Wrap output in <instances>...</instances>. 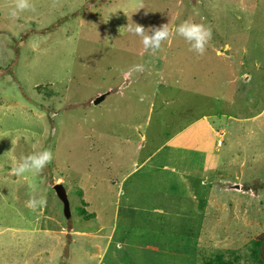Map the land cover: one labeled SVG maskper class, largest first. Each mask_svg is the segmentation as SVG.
I'll use <instances>...</instances> for the list:
<instances>
[{"label": "rangeland", "instance_id": "1", "mask_svg": "<svg viewBox=\"0 0 264 264\" xmlns=\"http://www.w3.org/2000/svg\"><path fill=\"white\" fill-rule=\"evenodd\" d=\"M16 2L0 0V264L248 257L264 232V0H30L13 18ZM185 21L212 29L203 55ZM135 23L172 35L147 54ZM44 148L38 175H11Z\"/></svg>", "mask_w": 264, "mask_h": 264}, {"label": "clouds", "instance_id": "2", "mask_svg": "<svg viewBox=\"0 0 264 264\" xmlns=\"http://www.w3.org/2000/svg\"><path fill=\"white\" fill-rule=\"evenodd\" d=\"M25 10H35L30 0H17L15 7L10 11L13 18H18L20 13ZM136 24V23H135ZM130 32L142 38V44L145 53L154 55L162 46V43L169 39L172 35L168 24L160 27L145 29L143 26L136 24L134 28H129ZM176 34L182 37L189 45L190 49L197 54L203 55L206 45L212 39V29L203 23L194 21H185L175 28ZM144 64H136L129 71L143 72ZM53 159L51 150L44 148L33 151L27 155L21 156L13 163L10 172L18 178H23L26 174L38 175ZM37 203L36 199H30L28 206L33 207Z\"/></svg>", "mask_w": 264, "mask_h": 264}, {"label": "trees", "instance_id": "3", "mask_svg": "<svg viewBox=\"0 0 264 264\" xmlns=\"http://www.w3.org/2000/svg\"><path fill=\"white\" fill-rule=\"evenodd\" d=\"M93 217H95V215ZM250 248L251 252L248 257H244L239 252H236L237 254L233 253L228 258L218 254L216 259L211 258L210 261L205 262V264H240L241 258L247 261L246 264H264V232L252 241Z\"/></svg>", "mask_w": 264, "mask_h": 264}, {"label": "water", "instance_id": "4", "mask_svg": "<svg viewBox=\"0 0 264 264\" xmlns=\"http://www.w3.org/2000/svg\"><path fill=\"white\" fill-rule=\"evenodd\" d=\"M105 98H106V94H102L101 96L95 99L94 104L97 105L101 103ZM54 189L56 191L58 198L63 203L65 216L68 219L71 218L70 199L65 186L61 183H58L54 186Z\"/></svg>", "mask_w": 264, "mask_h": 264}, {"label": "crops", "instance_id": "5", "mask_svg": "<svg viewBox=\"0 0 264 264\" xmlns=\"http://www.w3.org/2000/svg\"><path fill=\"white\" fill-rule=\"evenodd\" d=\"M148 248H153V247H151V246H147ZM157 251V250H156ZM202 253V252H201ZM200 253V254H201ZM194 256H197L196 254H193ZM241 260H244V258H241ZM240 264H242V263H240Z\"/></svg>", "mask_w": 264, "mask_h": 264}]
</instances>
